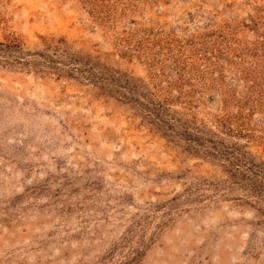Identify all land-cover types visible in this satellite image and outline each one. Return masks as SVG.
<instances>
[{"label": "rangeland", "instance_id": "1", "mask_svg": "<svg viewBox=\"0 0 264 264\" xmlns=\"http://www.w3.org/2000/svg\"><path fill=\"white\" fill-rule=\"evenodd\" d=\"M0 264H264V0H0Z\"/></svg>", "mask_w": 264, "mask_h": 264}]
</instances>
